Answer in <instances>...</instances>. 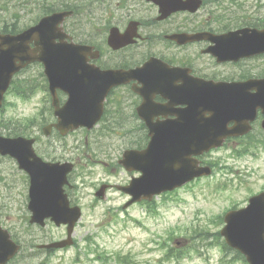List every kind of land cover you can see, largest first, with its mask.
<instances>
[{"label": "water", "instance_id": "95a60500", "mask_svg": "<svg viewBox=\"0 0 264 264\" xmlns=\"http://www.w3.org/2000/svg\"><path fill=\"white\" fill-rule=\"evenodd\" d=\"M200 3L198 1V5ZM69 15L68 12L54 13L17 35L0 36V108L13 76L35 62L43 65L57 117V123L43 129L46 136L52 127L61 135L78 128L92 129L103 114L109 91L131 80L142 84L138 92L144 101L139 111L153 104L150 91L160 94L172 91L170 86L157 87L154 83L157 75L171 71L157 59L151 58L141 68L128 71H102L91 64L89 61L97 60L99 53L91 46L66 42V36L58 27ZM193 40L199 38L186 36L180 41ZM112 46L114 49L120 47ZM260 53H264V30L244 29L218 37L214 55L218 62H224ZM167 82L164 78V83ZM252 87L257 90L254 96L248 94ZM56 90L67 95L62 107L58 105ZM183 94L187 107L185 121L180 127L166 122L153 123L140 113L150 140L144 150H127L119 160L127 172L141 174L132 178L127 186H116L131 196L123 209L143 200L151 202L154 197L180 188L195 178L209 176L211 169L200 167L194 157L219 148L228 137L247 133L248 122L253 119L256 108L264 109V80L214 83L197 79L185 83L180 90L181 97ZM231 122L234 126L228 128ZM33 143L34 139L0 137V155L15 159L19 169L29 176V223L44 227L45 220L49 219L58 227L66 226L67 239L45 247H70L74 226L81 218V209L70 206L64 189L65 185L69 186L67 176L73 165L43 162L35 155ZM106 189L107 186L102 185L95 197L103 199ZM224 223L220 235L225 243L243 255L248 264H264V193L251 197L247 207L227 212ZM19 249L8 231L0 227V264H7Z\"/></svg>", "mask_w": 264, "mask_h": 264}, {"label": "rangeland", "instance_id": "374dc122", "mask_svg": "<svg viewBox=\"0 0 264 264\" xmlns=\"http://www.w3.org/2000/svg\"><path fill=\"white\" fill-rule=\"evenodd\" d=\"M41 1L31 0L28 7L18 5L23 0L1 4L0 26L14 24L21 29L31 24ZM58 1L61 0H46L45 4L54 5ZM74 3L84 4L89 10L80 33L82 36L91 34L87 41L99 47L98 0ZM263 4L256 0H243L241 6L236 7L242 12L229 15L253 21L264 17ZM226 6L228 4L225 3ZM209 9V6L202 9L203 17ZM15 14L19 18H15ZM79 40L74 39V42ZM144 55L139 53L134 61L139 62ZM40 70L42 68L33 65L16 78L29 85H34L37 78L41 84ZM14 93L12 89L7 94L3 111H0V136H7L9 132L3 126L9 129L14 126V130H19L24 127V122L29 124L33 118L39 120L35 115L44 92L39 91L30 100H23ZM114 96L111 95L108 106L109 117L89 133L78 130L65 138L54 135L45 139L38 128L33 130L39 136L34 148L40 156L48 157L46 151L52 147L53 157L68 155L76 163L69 177L73 188H66L71 204L82 210L72 235V247L57 250L46 257L36 251L38 244L64 240L66 229L48 223L39 230L29 224L28 176L13 160L0 157V224L22 247L10 264H246L233 260L235 254L225 251L220 245L222 239L216 238L215 234L223 227L222 220L218 219L221 215L229 209L245 207L249 197L264 190V150L257 146L252 151L257 156L252 159L249 154L234 152L230 144L224 146L203 158L216 164L210 177L161 195L150 205L135 203L122 209L129 197L115 186L128 184L131 177L136 178L138 174L124 171L117 162L123 151L142 149L147 141L139 134L128 133L135 124L120 121L114 115L117 107L113 103ZM63 148L69 149L70 153L63 152ZM244 149V143L237 148ZM100 184L111 187L105 197L98 200L94 193ZM170 249L180 250V256L167 259Z\"/></svg>", "mask_w": 264, "mask_h": 264}, {"label": "flooded vegetation", "instance_id": "af4514ba", "mask_svg": "<svg viewBox=\"0 0 264 264\" xmlns=\"http://www.w3.org/2000/svg\"><path fill=\"white\" fill-rule=\"evenodd\" d=\"M70 1L72 0L58 1V5L73 11V15L64 21L63 27L72 39L74 37L79 39L77 36L82 35L80 29L84 25L86 11L89 10H86L85 5L79 6ZM201 1L202 3L198 5V0H98L97 38L102 70L134 69L140 67L151 57L160 59L171 68L168 74L157 75L154 83L157 87L170 86L172 91L166 94L150 91L149 95L155 105L152 104L143 110L139 111L143 96L138 92L141 84L137 80L123 84L110 93L109 96L115 95L113 103L117 107L114 108V115L118 120L135 124V127L128 130V133L139 134L140 137L149 139V131L139 113L153 123L166 122L178 124L177 127H180V123L185 121L187 107L185 95L181 97L180 90L183 89L185 83H191L192 79L226 83L264 80V53L228 62H218L214 55L218 37L244 29L263 30L264 17L255 18L252 21L247 18L230 16L229 13L239 11L236 7H240L243 0ZM256 1L264 3V0ZM225 3L228 7H224ZM206 6L210 9L203 17L202 9ZM243 13L246 14V12ZM128 29L132 32V36H136L133 43L119 50L109 47V36L123 35ZM112 31L116 33L111 34ZM182 36L198 37L199 40L180 43V40L185 38ZM171 37H175L176 40L170 39ZM139 53H145V55L136 63L134 60ZM174 68L176 70H172ZM164 78H167V83H164ZM256 92V88L252 87L248 94L254 96ZM58 96L62 104L64 97L60 93ZM108 103L107 101V108ZM48 106L46 112L41 113L47 114L48 118L45 117V121L50 123L55 121V117L51 104L49 103ZM107 108L105 106V117H109L105 114L110 112ZM40 111L39 107L37 113L42 118ZM249 127L247 134L229 139L227 145L230 144L233 149H237L241 143H244L246 154L254 159L257 154L252 151L257 146L264 150L263 108H256L255 116L249 123ZM62 150L70 153L67 148ZM52 151V148L47 150L49 159L48 157L42 158L50 162H73L72 158L67 157L68 155L53 157ZM45 244L49 242L38 244L35 249L46 257L54 251L42 247Z\"/></svg>", "mask_w": 264, "mask_h": 264}, {"label": "trees", "instance_id": "16d2710c", "mask_svg": "<svg viewBox=\"0 0 264 264\" xmlns=\"http://www.w3.org/2000/svg\"><path fill=\"white\" fill-rule=\"evenodd\" d=\"M1 4L5 5L6 1H4V0L0 1V5ZM43 10H46V8H43ZM11 29H13V24L9 28L5 27L4 28V32L11 31ZM41 76L43 77L42 74H41ZM35 87L36 86H34V85L24 84L21 80H18V79L15 80L14 83H13L14 91L17 93L18 96H21L22 98H27L29 96V94L33 92V89H35ZM23 124H24V127L22 129H20V130H18L16 132H15V130H12V129L11 130L9 129V131L11 133H13V135L19 134V135L29 136L31 134L30 126L33 124V122L29 123V124L24 122ZM7 135H9V134H7ZM218 219L221 220V218H218ZM215 237L216 238H220L218 233L215 234ZM220 245L225 251L233 252L235 254L233 260H242L241 256L237 252H234V251L228 249L223 242ZM180 252L181 251L178 250V249H170L168 251V253H167L166 258L167 259L178 258L180 256Z\"/></svg>", "mask_w": 264, "mask_h": 264}]
</instances>
